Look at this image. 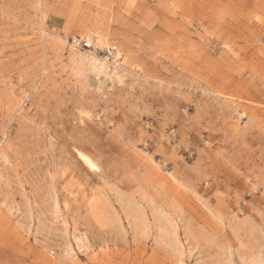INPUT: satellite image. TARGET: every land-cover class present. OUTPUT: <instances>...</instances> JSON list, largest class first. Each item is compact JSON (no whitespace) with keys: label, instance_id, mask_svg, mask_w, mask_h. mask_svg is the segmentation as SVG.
<instances>
[{"label":"rangeland","instance_id":"obj_1","mask_svg":"<svg viewBox=\"0 0 264 264\" xmlns=\"http://www.w3.org/2000/svg\"><path fill=\"white\" fill-rule=\"evenodd\" d=\"M0 264H264V0H0Z\"/></svg>","mask_w":264,"mask_h":264},{"label":"bare ground","instance_id":"obj_2","mask_svg":"<svg viewBox=\"0 0 264 264\" xmlns=\"http://www.w3.org/2000/svg\"><path fill=\"white\" fill-rule=\"evenodd\" d=\"M80 156H81V158L86 162V164H87L88 166H90L91 168H95V167H96L94 161H92L88 156H86V155H84V154H81ZM95 169H96V168H95Z\"/></svg>","mask_w":264,"mask_h":264}]
</instances>
